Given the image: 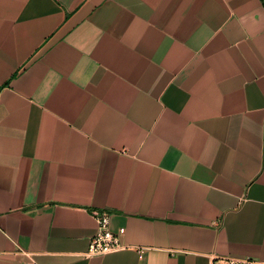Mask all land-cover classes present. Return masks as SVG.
Here are the masks:
<instances>
[{"label":"crops","instance_id":"0c3cea01","mask_svg":"<svg viewBox=\"0 0 264 264\" xmlns=\"http://www.w3.org/2000/svg\"><path fill=\"white\" fill-rule=\"evenodd\" d=\"M217 255L264 258V0H0V264Z\"/></svg>","mask_w":264,"mask_h":264},{"label":"built area","instance_id":"2783aa9c","mask_svg":"<svg viewBox=\"0 0 264 264\" xmlns=\"http://www.w3.org/2000/svg\"><path fill=\"white\" fill-rule=\"evenodd\" d=\"M91 213L96 221L97 229L95 234L90 237L87 254H101L126 247L121 240L124 228L120 227L117 231L110 229L109 211L107 209H94ZM210 264H264V258L217 255L212 258Z\"/></svg>","mask_w":264,"mask_h":264}]
</instances>
